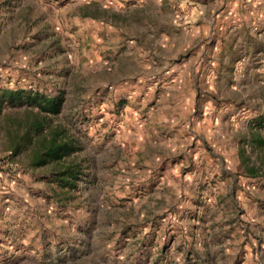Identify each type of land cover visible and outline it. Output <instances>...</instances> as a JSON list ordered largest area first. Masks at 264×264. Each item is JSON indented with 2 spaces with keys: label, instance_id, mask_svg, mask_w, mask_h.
<instances>
[{
  "label": "rangeland",
  "instance_id": "rangeland-1",
  "mask_svg": "<svg viewBox=\"0 0 264 264\" xmlns=\"http://www.w3.org/2000/svg\"><path fill=\"white\" fill-rule=\"evenodd\" d=\"M224 8L0 0V264H264V49Z\"/></svg>",
  "mask_w": 264,
  "mask_h": 264
},
{
  "label": "crops",
  "instance_id": "crops-1",
  "mask_svg": "<svg viewBox=\"0 0 264 264\" xmlns=\"http://www.w3.org/2000/svg\"><path fill=\"white\" fill-rule=\"evenodd\" d=\"M224 7V18L234 26V34L236 28H242L243 35L256 36L247 50L264 49V0H224Z\"/></svg>",
  "mask_w": 264,
  "mask_h": 264
},
{
  "label": "trees",
  "instance_id": "trees-1",
  "mask_svg": "<svg viewBox=\"0 0 264 264\" xmlns=\"http://www.w3.org/2000/svg\"><path fill=\"white\" fill-rule=\"evenodd\" d=\"M30 102L34 103L37 105L41 110L45 111H56V106L53 100H49L43 96L36 95L34 97H31L29 99ZM41 126V124H39ZM58 136L54 134L50 140V142L47 145L46 148V155L48 158H57L60 154L67 153L68 151V145L67 143L60 142L58 143L57 141ZM46 160L44 159H39V162L44 163ZM68 172H70V175L72 178L74 177V171L71 170V168H67ZM65 175V173L63 174Z\"/></svg>",
  "mask_w": 264,
  "mask_h": 264
}]
</instances>
